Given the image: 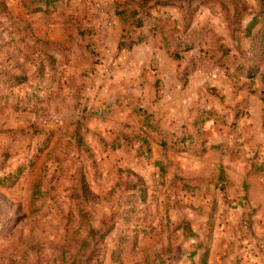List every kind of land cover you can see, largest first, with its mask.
I'll use <instances>...</instances> for the list:
<instances>
[{
	"label": "rangeland",
	"instance_id": "1",
	"mask_svg": "<svg viewBox=\"0 0 264 264\" xmlns=\"http://www.w3.org/2000/svg\"><path fill=\"white\" fill-rule=\"evenodd\" d=\"M136 1L0 0V264H264V85L164 47L234 19Z\"/></svg>",
	"mask_w": 264,
	"mask_h": 264
},
{
	"label": "trees",
	"instance_id": "2",
	"mask_svg": "<svg viewBox=\"0 0 264 264\" xmlns=\"http://www.w3.org/2000/svg\"><path fill=\"white\" fill-rule=\"evenodd\" d=\"M162 1L164 2L165 0H137L135 9H117L116 14L119 16L121 22L122 33L125 32L126 27L130 24L143 26L144 20L140 17V14L145 12L146 15H149V10H151L155 4L163 3ZM53 2L54 0H46L45 3L46 6H49L53 4ZM200 2L201 4L215 2L220 5V9L222 13H224L226 20L234 19V22L230 23L229 26L231 35H238L234 37L233 41L238 54L232 52L231 47L224 43L221 36H216L213 32L210 34V27L193 28L188 23L184 29L185 37L175 46H170L167 37L164 36L165 34L163 35L165 41L164 47L169 55L171 57L173 56L174 59H181L180 51L182 49L190 50L195 48V45L201 46L204 43L209 44L213 42L211 38L214 37L216 38L215 51L218 53V64L228 75L230 74V68H235L238 72L246 73L249 84L255 85L258 80L264 85V0H257V4L254 7H252L247 0H201ZM40 11H42V9L39 7L33 10V12ZM196 11L197 8L191 10L187 20H193ZM246 15L251 16L250 21L241 29L242 18ZM158 29L160 32L163 31V27H158ZM138 37H140L139 40L142 42L144 35L140 33ZM121 39L122 41L119 44L120 49L135 43L133 40L126 41V36L124 37L123 34ZM242 39H245L249 43L246 50L240 47ZM252 91L256 92L257 89L255 88ZM41 192L40 190L34 191V196L39 197ZM90 233H94V230H90Z\"/></svg>",
	"mask_w": 264,
	"mask_h": 264
},
{
	"label": "crops",
	"instance_id": "3",
	"mask_svg": "<svg viewBox=\"0 0 264 264\" xmlns=\"http://www.w3.org/2000/svg\"><path fill=\"white\" fill-rule=\"evenodd\" d=\"M220 14H221V12H220ZM250 21V19H247L246 21H245V23H242V29L246 26V24L248 23ZM241 41H244V42H240L241 43V45H240V47H241V49H243V50H246L247 48H248V42L246 41V40H244V39H242ZM237 45V44H236ZM149 46V45H148ZM161 47H163L162 45H158V46H156V48H157V50H159ZM234 47H236V46H234ZM153 48V47H152ZM164 48V47H163ZM153 51V50H152Z\"/></svg>",
	"mask_w": 264,
	"mask_h": 264
}]
</instances>
